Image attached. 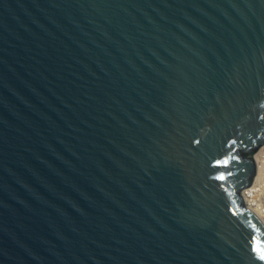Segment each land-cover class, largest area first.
<instances>
[{"label": "water", "instance_id": "95a60500", "mask_svg": "<svg viewBox=\"0 0 264 264\" xmlns=\"http://www.w3.org/2000/svg\"><path fill=\"white\" fill-rule=\"evenodd\" d=\"M264 0H0V264H264Z\"/></svg>", "mask_w": 264, "mask_h": 264}, {"label": "bare ground", "instance_id": "6f19581e", "mask_svg": "<svg viewBox=\"0 0 264 264\" xmlns=\"http://www.w3.org/2000/svg\"><path fill=\"white\" fill-rule=\"evenodd\" d=\"M257 179L250 190V199L253 206L264 215V149L256 154Z\"/></svg>", "mask_w": 264, "mask_h": 264}, {"label": "snow or ice", "instance_id": "6c2138e0", "mask_svg": "<svg viewBox=\"0 0 264 264\" xmlns=\"http://www.w3.org/2000/svg\"><path fill=\"white\" fill-rule=\"evenodd\" d=\"M262 259H264V257H262Z\"/></svg>", "mask_w": 264, "mask_h": 264}]
</instances>
